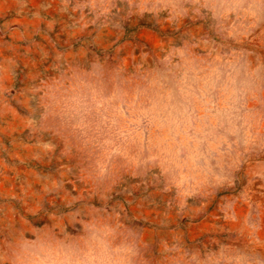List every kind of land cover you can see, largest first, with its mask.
Segmentation results:
<instances>
[{
    "label": "rangeland",
    "instance_id": "1",
    "mask_svg": "<svg viewBox=\"0 0 264 264\" xmlns=\"http://www.w3.org/2000/svg\"><path fill=\"white\" fill-rule=\"evenodd\" d=\"M0 264H264V0H0Z\"/></svg>",
    "mask_w": 264,
    "mask_h": 264
}]
</instances>
